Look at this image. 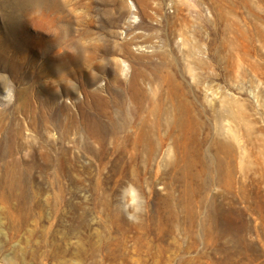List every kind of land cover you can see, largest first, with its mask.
Returning a JSON list of instances; mask_svg holds the SVG:
<instances>
[{
    "label": "rangeland",
    "instance_id": "obj_1",
    "mask_svg": "<svg viewBox=\"0 0 264 264\" xmlns=\"http://www.w3.org/2000/svg\"><path fill=\"white\" fill-rule=\"evenodd\" d=\"M58 1L79 61L0 0V264H264V0Z\"/></svg>",
    "mask_w": 264,
    "mask_h": 264
},
{
    "label": "bare ground",
    "instance_id": "obj_2",
    "mask_svg": "<svg viewBox=\"0 0 264 264\" xmlns=\"http://www.w3.org/2000/svg\"><path fill=\"white\" fill-rule=\"evenodd\" d=\"M32 5L36 12L35 23L38 25L42 17L47 26H49V29L45 32L39 29H36L35 32L37 38L42 39L46 48H49L47 52L50 60L54 55H59L57 54L58 52L61 53L60 56L63 58H69L73 61L81 60V51L76 39V33L80 30L78 26H81L80 21L69 14L66 16L57 15L60 10L58 0H32ZM227 149L229 160L228 179L231 184L233 182L232 173L235 172L232 162L236 161V154L233 147H228ZM254 175L257 176L256 173ZM261 177L264 181V174Z\"/></svg>",
    "mask_w": 264,
    "mask_h": 264
},
{
    "label": "clouds",
    "instance_id": "obj_3",
    "mask_svg": "<svg viewBox=\"0 0 264 264\" xmlns=\"http://www.w3.org/2000/svg\"><path fill=\"white\" fill-rule=\"evenodd\" d=\"M129 187L130 186H126L124 189H122V193L127 192ZM140 199L141 198H138V202H137V205L135 207L134 214H129L126 217L130 222H133V223H139L140 222V215L143 211L142 204L139 202Z\"/></svg>",
    "mask_w": 264,
    "mask_h": 264
}]
</instances>
